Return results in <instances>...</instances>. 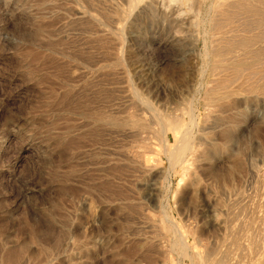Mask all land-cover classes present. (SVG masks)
Listing matches in <instances>:
<instances>
[{
  "label": "rangeland",
  "instance_id": "rangeland-1",
  "mask_svg": "<svg viewBox=\"0 0 264 264\" xmlns=\"http://www.w3.org/2000/svg\"><path fill=\"white\" fill-rule=\"evenodd\" d=\"M144 1L0 0V264H264V1Z\"/></svg>",
  "mask_w": 264,
  "mask_h": 264
},
{
  "label": "bare ground",
  "instance_id": "bare-ground-1",
  "mask_svg": "<svg viewBox=\"0 0 264 264\" xmlns=\"http://www.w3.org/2000/svg\"><path fill=\"white\" fill-rule=\"evenodd\" d=\"M132 1H135V4H136V0H132ZM144 1V0H143ZM224 1V0H223ZM229 1V0H228ZM264 1V0H263ZM142 2V1H140ZM145 2V1H144ZM153 2V1H152ZM255 2V1H254ZM132 3V2H131ZM146 3V2H145ZM165 3V2H164ZM169 3H170V16L171 18L174 17H179L182 15V13L180 14L179 12H181L182 8L190 3H193V6L194 8L197 9V13L199 14H202L204 13L203 15L205 16H208L207 18L209 19L210 17L214 16L213 14H222L224 15L226 18L229 17V15L231 14V11H233L235 8H239L241 9V11L243 9H245V2L244 0H235V2L233 3H224L223 2V5L221 3H219V0H169ZM249 3V2H248ZM143 4V2H142ZM149 4V2H148ZM157 5V4H156ZM160 5V4H159ZM226 6V8H225ZM247 6V5H246ZM258 6V5H257ZM177 8V9H174V8ZM260 7V6H259ZM167 8V9H168ZM243 8V9H242ZM161 9V8H160ZM237 9V10H239ZM247 11V7L245 9ZM256 10V9H255ZM252 11V10H251ZM261 11V10H260ZM244 12V11H243ZM236 13V12H235ZM239 13V12H238ZM246 13V12H245ZM252 13V12H250ZM259 13V12H258ZM196 14V13H195ZM237 14V13H236ZM241 14V12H240ZM249 14V12H248ZM256 14V13H255ZM261 14V13H260ZM198 15V14H197ZM232 15V14H231ZM247 15V14H246ZM220 16V15H219ZM223 17V16H222ZM231 17V16H230ZM173 19V18H172ZM217 19V18H216ZM218 20V19H217ZM209 21V20H207ZM216 21V20H215ZM223 21V20H222ZM211 22V21H210ZM219 22V21H218ZM202 23V22H201ZM197 24V23H196ZM204 24H207V23H204ZM204 24H201V25H204ZM217 24V23H216ZM237 24V23H236ZM195 25V24H194ZM200 25V23L198 24ZM200 25V26H201ZM198 27V26H197ZM211 27V26H210ZM225 27V26H224ZM222 27V28H224ZM200 28V27H199ZM207 28V27H205ZM214 28V27H213ZM252 29V28H251ZM206 30V29H205ZM228 30V29H227ZM210 32V31H209ZM208 32V33H209ZM229 32V31H228ZM240 33V32H239ZM207 35V34H206ZM151 108V107H150ZM164 128V127H162ZM188 131V130H187ZM191 136V135H189ZM188 136V134L185 132V134L183 135V146L181 145V147L178 149L177 152H173L170 156L172 162L174 161H177V163L180 161H185L184 160V156L186 153H188L190 151V149L192 148V146L190 147V137ZM168 141V140H167ZM192 142V140H191ZM194 144V143H193ZM192 145V143H191ZM177 149V148H176ZM192 156V155H191ZM185 159H186V156H185ZM171 162V163H172ZM173 164V163H172ZM211 219L213 221V223L219 227V228H223V223L219 221L218 219V214H217V211H213L212 212V215H211Z\"/></svg>",
  "mask_w": 264,
  "mask_h": 264
}]
</instances>
